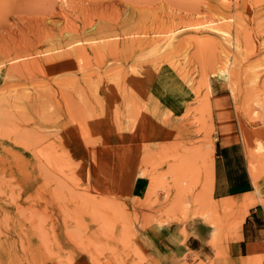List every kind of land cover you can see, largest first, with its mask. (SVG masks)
Listing matches in <instances>:
<instances>
[{
    "label": "rangeland",
    "instance_id": "obj_1",
    "mask_svg": "<svg viewBox=\"0 0 264 264\" xmlns=\"http://www.w3.org/2000/svg\"><path fill=\"white\" fill-rule=\"evenodd\" d=\"M222 6L231 7V10ZM263 12L264 0H0V85L3 86L9 81L8 72L1 68L6 65L4 61L11 56L35 53L36 45L46 41L45 37L53 28H77L82 38L121 35L120 40L126 41L134 38L150 40L153 36L142 35L182 29L176 39L169 43L175 44L176 50L170 46V51L167 44L163 50H155L147 48L142 42L136 46L124 43L122 49L103 61L92 59L91 66L104 63L110 67L112 64L122 70L112 68L113 77L119 76L115 78L117 80L111 79V73H107L111 80L107 75L106 80L90 79L96 85L97 80L102 83H99L97 93L95 88L92 91L95 87L92 81L86 80L91 83L88 89L86 81L65 73L68 70L63 66L43 70L35 68L31 71L33 74L30 72L32 80L27 77L29 72H26L29 81L21 76L14 79L26 85L32 81V88L35 84L43 85L29 93L40 92L45 107L52 106V101L57 103L60 100L64 106L68 103L69 112L75 111L79 107L77 105L89 110L85 105L94 100V92V95L100 96L95 97L96 102L99 104L101 99L99 105L104 106L100 110L101 119L112 122L120 120L137 127L135 131L131 130L133 132L129 130L131 133L114 130L101 135L68 125L70 132L64 133L62 129L55 128L62 119L59 114L55 121H48V116L55 114L53 107H47L46 113L42 109L37 112L30 105H23L25 102L20 100V95L25 92L22 93V88L15 93L10 89L7 95L18 94L20 98H10V102L6 103L0 101V121L5 118L3 123L7 119L8 125L0 124V138H9L10 143L8 150L0 149V180L5 178L4 183L0 181V190L4 193L0 194V264H159L147 246L151 236L155 235L151 231L170 227L184 230L193 221L203 222L210 227V247L218 257H224L227 244L238 239L237 234L248 210L256 206H259V210L264 208ZM217 25H224L222 31L225 34L221 32L217 35L211 29ZM90 27L99 28L100 31L86 33L85 30L88 31ZM243 33L245 37H242ZM237 40L241 44L240 53L235 52ZM234 59L237 60L235 65ZM225 63H232L235 67H231L232 75H237L235 78L239 79L238 82L233 80L228 89L226 86L222 88L225 80L217 76L218 68L225 67ZM124 69L129 77L124 76ZM64 73L68 74L67 78L71 79L69 74L73 78V82L65 88L63 85L66 84H61L67 80L65 76L61 77ZM59 76L63 79H59ZM120 76L126 79L123 81ZM163 76L174 83L173 88L176 83L179 87H186L190 98H193L191 103L184 99V90L174 91L170 95L163 86L159 89L158 97L154 96V83ZM130 77L139 81L135 83ZM54 79L60 81L59 85L62 86L57 87ZM47 82L50 83L48 87L44 84ZM123 82H127L124 84H127L126 88L121 86ZM128 84L132 87H128ZM78 88L86 92L85 97L81 91H77ZM122 90L125 96L121 94ZM54 91L58 92V100L50 98ZM128 91L134 96H130ZM212 91L215 95L211 97V107L205 109ZM47 94H50L49 97ZM121 96L123 100H120ZM129 96L135 100L132 101L135 104L130 103ZM163 96L171 97L181 105L179 113L163 103L166 102ZM217 97L226 99L232 105L230 109L234 116L231 126L237 133L250 172L248 142L255 154L254 160H257L253 161L258 186H253L252 197L243 202V211L223 209L219 204L227 200L217 201L212 193L214 145L216 158L221 141L214 115L213 102L219 99ZM47 98L50 100L47 101ZM82 98L89 99L87 102L83 100L85 105ZM107 98L112 100L111 106L104 105ZM127 98L131 107L127 105L125 108ZM136 103L138 107H135ZM132 106L136 108L134 114L128 109L130 107L134 111ZM186 107L191 111L185 110ZM113 111H116L115 114L122 112L123 115H115ZM43 128L46 130L42 131ZM57 131L60 132L56 134ZM32 132H35V136H31V139ZM22 133L28 137L24 135V139ZM82 137L87 143L83 142ZM217 137L219 140H215ZM41 138L43 144L50 141L48 147L38 143ZM89 141L90 146L94 142L95 147H88L86 144ZM58 143L62 145H58L59 148ZM7 181L9 189L6 188ZM229 200L237 204L233 199ZM255 247L249 250L248 263L264 264L261 248Z\"/></svg>",
    "mask_w": 264,
    "mask_h": 264
},
{
    "label": "bare ground",
    "instance_id": "obj_2",
    "mask_svg": "<svg viewBox=\"0 0 264 264\" xmlns=\"http://www.w3.org/2000/svg\"><path fill=\"white\" fill-rule=\"evenodd\" d=\"M259 2V1H258ZM236 3H238V2H236ZM49 4V3H48ZM53 4V3H52ZM214 5V4H213ZM224 5H227V4H224ZM228 6H229V4H228ZM223 8H225V9H229V10H231V7H224V6H222ZM215 8V7H214ZM211 9V8H210ZM209 9V10H210ZM218 9V8H217ZM257 9V8H256ZM216 10V9H215ZM252 10V9H251ZM261 10V9H260ZM258 11V10H257ZM261 11H263V10H261ZM214 12V11H213ZM236 12H238V11H236ZM240 13V12H239ZM264 13V12H263ZM207 14V13H206ZM238 14V13H237ZM258 14V13H257ZM260 14V13H259ZM234 15H236L235 13H234ZM255 15V14H254ZM242 16V15H241ZM241 16H239V18L241 17ZM260 16V15H259ZM234 17V16H233ZM236 17H238V15L236 16ZM262 21V20H261ZM259 22H260V20H259ZM228 24V23H227ZM214 25H216V24H214ZM239 25V24H238ZM218 26V25H217ZM215 26L216 28H211L215 33H217V35L218 34H220L221 32L223 33L224 32V34H225V31H222V27L224 26ZM230 26V25H229ZM197 27V26H196ZM213 27V26H212ZM248 27V26H247ZM224 28V27H223ZM226 28V27H225ZM198 30V29H197ZM77 31H79V29H74V28H71L70 26L68 27V26H64L63 28H53V29H51V30H49V35L48 36H46L45 37V40L46 41H42V42H39L38 43V45H36V51H35V53H29V54H27V55H24V56H14V57H10V59H8V60H6V61H4V63L6 64V65H2L1 66V68H2V70L3 71H6V72H8V74L6 73V75H8L7 76V78L5 77L6 75H5V73H4V77L7 79V80H9L8 81V84L6 83V86L4 85H0V101L2 100V102L1 103H3V102H10V98H14V97H17V95L16 96H13L12 94L9 96V94L7 95V92L10 90V89H12L13 90V92L15 93V91H17L18 92V90L17 89H20V88H22V93H24V94H19L20 95V97L22 98V99H20L22 102H25V104H23L24 106H29L30 105V107H32V108H34L35 109V111H37V112H39L38 110H43V112H45V110H47L46 112H48V109H46L47 107H45V103H43L42 101H41V98H40V92L38 93V91L37 92H32V93H29V91L30 90H36L38 87H41V86H43V85H38V84H35L36 82H34L33 84H35V86H34V88H32L33 87V85H31L32 83V81H30V83L29 84H27L28 86H31L30 88L26 85V83L25 84H21V82H16L15 80H17V79H20L21 77H24L25 79L27 78V77H29L30 78V76H32L31 74H33L31 71H33L35 68H37V69H41V70H43V68H47V69H53V68H55V67H65L67 70H68V72H66L65 71V73H71L72 75H73V77H80V80L81 79H83L84 81H86V80H89L90 81V79H98V78H106V75H107V78H109L108 77V74L107 73H113V71L114 70H112V68H114L115 69V67L116 66H114V65H110V67H111V69H110V67H109V65H108V67H107V64L106 65H104V63H98V66L97 67H94V66H91V64L90 63H92V62H90V61H92V59H95V60H97V61H103V59H105L106 57H108V56H111V55H114V54H116V52L117 51H119L120 49H122L121 47H122V44H124V43H132L133 45H137V44H140L141 42L142 43H145V46L147 47V48H153V49H155V50H160V49H162L163 50V46L164 45H168L169 47L171 46L172 47V49L173 50H176V46H175V44H169L171 41H173L174 39H176V37L179 35V33L180 32H182V29H170V30H167V31H163V32H157V33H155V34H143L142 36H153V38L152 39H150V40H141V39H132L131 41H126V40H120V38L122 37L121 35H114V36H108V35H106V36H103V37H94V38H82V36H80V32H77ZM100 31V29L99 28H95V27H90L89 29H88V31L87 30H85V32L87 33H92V32H99ZM242 32H243V30H242ZM238 33H239V30H238ZM245 33V32H244ZM244 33H243V36L242 37H245V35H244ZM261 35H262V33H260ZM134 35V34H133ZM216 35V36H217ZM227 35V34H226ZM132 36V35H131ZM135 36V35H134ZM222 36V35H221ZM221 36H220V38H221ZM224 37V36H223ZM222 37V38H223ZM55 38H57V39H55ZM217 38V37H216ZM225 38V37H224ZM226 40V39H225ZM177 41V40H176ZM236 41V40H235ZM247 41V40H246ZM245 41V42H246ZM230 42V41H229ZM228 42V44L230 45V43ZM264 42V41H263ZM262 42V43H263ZM223 43V42H222ZM44 44H46V46H43ZM232 45V44H231ZM134 46V47H135ZM235 52L236 53H240L241 52V44H240V41L239 40H237V42L235 43ZM253 46H255V45H253ZM134 47H132V48H134ZM171 47H170V51H171ZM224 47V46H223ZM227 47V46H226ZM131 48V49H132ZM244 48V47H243ZM136 49V48H135ZM138 49V48H137ZM255 49V48H254ZM263 49V48H262ZM251 50V49H250ZM168 51V50H167ZM169 51V52H170ZM253 51V50H252ZM169 52H168V54H169ZM249 53H251V51L249 52ZM245 54V53H244ZM253 54V53H252ZM165 55V54H164ZM41 56H44L43 58H40ZM170 56V55H169ZM236 56V55H235ZM234 56V57H235ZM240 55H238L237 57H239ZM247 56V55H246ZM36 57H39L38 59H36V60H33L32 58H36ZM249 57V56H248ZM32 59V60H28V59ZM225 58H227V57H225ZM166 59V58H165ZM238 59V58H237ZM94 60V61H95ZM232 60V59H231ZM234 60H236V59H234ZM240 60V59H239ZM82 62V63H81ZM235 62H236V64H237V60L236 61H234V63H233V65H235ZM240 62V61H239ZM248 62V61H247ZM3 63V64H4ZM7 63H11V65H8L7 66ZM82 64V65H81ZM248 64H250L249 62H248ZM233 65H232V63L231 64H228V63H225V67H220V68H218V70H217V76L219 77V78H223L222 80L225 82L224 84H223V86H222V88L223 89H225V88H227L228 89V85L231 87L232 86V82H233V80H235V81H239V79H237L236 80V78H235V76H237V75H232V71H231V67H232V69H234L233 68ZM240 65V64H239ZM113 66V67H112ZM94 67V68H93ZM237 67H238V65H237ZM236 67V68H237ZM117 68V67H116ZM20 69H22L23 71L21 72L20 71ZM111 71H110V70ZM118 70H119V67L117 68ZM117 69H115V71L117 70ZM46 70V69H45ZM125 70V69H124ZM124 70H123V73L122 74H124ZM183 70V69H182ZM35 71H37V70H35ZM110 71V72H109ZM119 71H121L122 72V70L120 69ZM238 71H239V69H238ZM19 72H21L22 74H25L26 72H29V75L27 76V73H26V75H24V76H22L21 75V73H19ZM30 72H31V74H30ZM237 72V71H236ZM236 72H235V74H236ZM39 73V72H38ZM63 73V72H62ZM64 73V75H60L61 77H64V78H66L67 80L66 81H64L63 80V83H61L60 81V83L63 85V84H66V85H63V87L64 86H67V84H71L72 82H73V78H72V76L69 74V77H71V79H69V78H67V75ZM111 73V74H112ZM128 73V72H127ZM239 73V72H238ZM9 74H10V76H9ZM111 74H109V76L111 77V79H114V80H117L118 78L117 77H119V76H117V77H113V74L111 75ZM134 74V73H133ZM75 75V76H74ZM132 75V74H131ZM21 76V77H20ZM27 76V77H26ZM59 76V79L61 78ZM123 76V75H122ZM122 76H120V78L122 77ZM125 77L126 76H128L127 74H126V70H125V75H124ZM125 77H122L121 78V80H123L124 81V78ZM129 77V76H128ZM217 77V78H218ZM15 78H17V79H15ZM115 78H117V79H115ZM238 78V77H237ZM5 79V80H6ZM15 79V80H14ZM58 79V80H59ZM61 79H63V78H61ZM75 79V78H74ZM94 79V80H95ZM110 79V78H109ZM110 79V80H111ZM126 79V78H125ZM129 79V78H128ZM6 80V81H7ZM26 80H28V79H26ZM30 80H32L31 78H30ZM36 80V79H35ZM34 80V81H35ZM56 79H54V84H57L56 86L57 87H59L60 85H59V82L58 81H55ZM76 80V79H75ZM78 78H77V83H79L78 82ZM79 80V81H80ZM91 80V81H92ZM106 80V79H105ZM120 80V79H119ZM130 80L131 81H134L135 83H137L139 80H135V77H130ZM5 81V82H6ZM11 81V82H10ZM29 81V80H28ZM90 81V82H91ZM126 81V80H125ZM207 81V80H206ZM237 81V82H238ZM14 82H16V83H14ZM51 82H53V81H51ZM56 82H58V83H56ZM66 82H68V83H66ZM70 82V83H69ZM75 82L76 81H74V84L73 85H75ZM88 82V81H86V83H88V89H89V85L92 83L93 85L95 84V82ZM96 82H98V84L96 85L95 84V87H93V89H92V91L94 90V88L96 89L95 91V93H97V91H98V89H99V83H100V85L102 84L99 80H97ZM121 82V81H120ZM23 83V82H22ZM48 83V82H47ZM44 83L47 87L49 86V84L50 83ZM90 83V84H89ZM125 83H127V82H125ZM124 82L122 83V87H125L126 85H124L125 84ZM42 84V83H41ZM52 85V84H51ZM61 85V86H62ZM79 85V84H78ZM124 85V86H123ZM46 86H45V88H46ZM55 86V85H54ZM72 86V85H71ZM226 86V87H225ZM53 87V86H52ZM62 87V88H63ZM70 87V86H69ZM74 87V86H73ZM82 87V86H81ZM98 87V88H97ZM128 87H132V86H130L129 84H128ZM210 87V86H209ZM225 87V88H224ZM256 87V86H255ZM254 87V88H255ZM65 88V87H64ZM74 88H76V86L74 87ZM91 88V87H90ZM117 88H118V86H117ZM126 88V87H125ZM125 88H123V90H125L126 91V89ZM213 88V87H212ZM236 88V87H235ZM48 89V88H47ZM119 90H118V92L120 91V88H118ZM257 89V88H256ZM42 90V89H41ZM45 90V89H44ZM55 90V89H54ZM62 90V89H61ZM60 90V91H61ZM67 90V89H66ZM81 91L79 88L77 89V91ZM83 90V89H82ZM91 90V89H90ZM104 90V89H103ZM122 90V95L123 96H125L124 94H125V92ZM129 90V89H128ZM210 90H211V88H210ZM250 90V89H249ZM59 91V92H60ZM68 91V90H67ZM74 91V90H73ZM92 91H90V93H92ZM131 91V90H130ZM130 91H128L129 92V95L130 96H134V94L133 95H131V93H130ZM196 91H198V90H196ZM10 92V91H9ZM8 92V93H9ZM21 92V91H20ZM26 92H28V93H26ZM42 92H43V90H42ZM55 93L54 94H52L51 95V97L50 98H54V99H56V100H58V98L56 97V96H58V92L57 91H54ZM63 92H64V90H63ZM100 92V91H99ZM117 92V91H116ZM117 92V93H118ZM213 93H209V95H210V97H209V99H208V97H207V101L206 102H208L209 103V105H208V107L207 108H205V109H209V107H211V97H213L214 95H215V92H216V90H215V92L214 91H212ZM12 93V92H11ZM50 93H52L51 92V89H50ZM62 93V92H61ZM60 93V94H61ZM65 93V92H64ZM80 93V92H79ZM78 93V94H79ZM85 93V94H84ZM124 93V94H123ZM255 93H256V90H255ZM43 94H45V92L43 93ZM75 94H76V91H75ZM81 94L82 95H84V97H85V95H86V92L84 91H81ZM127 94V93H126ZM212 94V95H211ZM48 95H50V94H47V96ZM62 95H64L63 93H62ZM62 95H60L61 97H62ZM65 95H67L68 96V94H65ZM82 95H80V96H82ZM92 95V94H91ZM98 95V94H97ZM101 95V94H100ZM198 95V94H197ZM43 96V95H42ZM46 96V97H47ZM59 96V97H60ZM67 96H64V97H67ZM78 96V95H77ZM92 96H94L93 98H94V100H92L91 102L90 101H88L89 99V96H88V98H82V102L84 103V105H85V102L84 101H86L87 99V103H86V105L85 106H88V108H89V110H86V108H82L80 105H77V106H79L78 108L76 107V110L74 111H71V112H69L70 111V109H69V111L67 110L68 108H67V106H69V104L68 103H65L67 106H64V105H62L61 103H60V100L59 101H57V103H53V101H52V106H50L49 105V107H53L54 108V112H55V114H53V116L51 117V115H50V117L48 116V121L49 120H51V122L54 120H56L57 118H56V116L58 115V116H61L62 117V119H61V122H59L58 123V125H56L55 126V128L56 129H58V130H61L62 129V131L65 133H68V132H70V129L68 128V125H70V127H73L74 129H76V128H80L82 131H86V132H88V133H96V134H105V133H107V132H111V131H114V130H117L116 132H124V131H131V130H133L134 129V131H135V127H137V126H134V125H131L130 123L129 124H127V123H124V122H121L120 120H115L114 122H116V123H114V122H112V121H109V120H106V119H101V112H100V110L102 111V107H104V106H101V105H99V104H101L100 103V100L101 99H99V104H98V102H96V100H95V97L96 98H99L98 96H96V95H94V92H93V95ZM130 96L128 97L129 99H130V103L132 104V103H134L135 102V100H131V98H130ZM19 96L17 97V99L18 98H20ZM44 97H45V95H44ZM49 97V96H48ZM63 97V98H64ZM91 97V96H90ZM102 97V96H101ZM203 97V96H202ZM206 97V96H205ZM205 97L204 98H202V99H205ZM68 98V97H67ZM66 98V99H67ZM80 99H81V97H79ZM123 97L121 96L120 97V100L122 99ZM125 98V97H124ZM128 98H127V100H128ZM15 99V98H14ZM16 99V100H17ZM103 99V98H102ZM250 99V98H249ZM261 99V98H260ZM12 100V99H11ZM50 100V99H49ZM48 100V98H47V101H49ZM84 100V101H83ZM123 100V99H122ZM126 100V99H125ZM126 100V101H127ZM252 100V99H251ZM257 100H259L258 98H257ZM46 101V102H47ZM55 101V100H54ZM103 101H104V99H103ZM132 101H134V102H132ZM205 101V100H204ZM262 101V100H261ZM12 102H13V100H12ZM65 102V101H64ZM81 102V103H82ZM114 102V101H113ZM128 103H125L126 104V106H125V108L127 107V105L129 104V100L127 101ZM245 102H246V100H245ZM255 102V101H254ZM82 103V104H83ZM103 103H106V104H104L105 106H111V103H112V100L110 99V98H107L106 99V101L105 102H103ZM203 103V102H202ZM201 103V104H202ZM257 103V102H256ZM78 104H80V103H78ZM90 104H91V106H90ZM108 104V105H107ZM118 104H120V103H118ZM131 104L130 105H128V106H130L131 107ZM135 104V103H134ZM133 104V105H134ZM137 104V103H136ZM182 104V103H181ZM249 104V103H248ZM251 104V103H250ZM258 104V103H257ZM16 105V104H15ZM117 105V104H116ZM115 105V106H116ZM124 105V104H123ZM205 105V104H204ZM23 106V107H24ZM84 106V107H85ZM90 106V107H89ZM115 106H113V107H115ZM135 106V105H134ZM259 106V105H258ZM0 107H2L1 105H0ZM48 107V108H49ZM75 107L73 108V109H75ZM117 107V106H116ZM130 107L128 108L129 109V112H133V114H134V112H136V108H134L133 106V110L134 111H132L131 109H130ZM135 107H138V104L135 106ZM197 106H195V108H196ZM206 107V106H205ZM262 107V106H261ZM187 108V107H186ZM185 108V110H190L189 108H187L186 109ZM249 108H250V105H249ZM264 108V107H263ZM120 109V108H119ZM252 109V108H251ZM57 112H56V111ZM104 111L103 112H105V109H103ZM114 110H116V109H114ZM120 110H122V109H120ZM166 110V109H165ZM88 111V112H87ZM93 113H92V112ZM140 111V110H139ZM191 111V110H190ZM190 111H188V112H190ZM259 111V110H258ZM30 112V111H29ZM45 112V113H46ZM51 112V111H50ZM50 112L49 113H47V115H49L50 114ZM114 112H116V111H113V113ZM117 112H119V110L117 111ZM125 112H127V111H125ZM211 112V111H210ZM89 113H91V114H89ZM184 113V112H183ZM185 113H186V111H185ZM249 113V112H248ZM94 114H95V118H93L94 117ZM104 114H106V112L104 113ZM115 114V113H114ZM113 114V115H114ZM116 114H118V113H116ZM115 114V115H116ZM120 114V113H119ZM119 114H118V116H119ZM121 114H122V112H121ZM120 114V116H122ZM189 114V113H188ZM3 115V114H2ZM25 115V114H24ZM130 115V114H129ZM185 115H187V113L185 114ZM210 115V114H209ZM45 116H46V114H45ZM45 116L43 115V117L45 118ZM128 116V115H127ZM47 117V116H46ZM55 117V118H54ZM104 117V116H103ZM114 117V116H113ZM132 117V116H131ZM181 117L183 118V115H181ZM118 119L120 118V117H117ZM3 119H5V118H3ZM3 119H1L2 121H0V124H3L4 126H5V124L7 123L6 121H7V119H6V121H4L5 122V124L3 123ZM31 119V118H30ZM43 119V118H42ZM44 120V119H43ZM113 120H114V118H113ZM46 122H48L47 120H45ZM44 122V121H43ZM46 122H44V123H46ZM117 122H120V123H118L117 124ZM12 122H10V124H11ZM35 123V122H34ZM55 122H53V124H54ZM56 123H57V121H56ZM50 124V123H49ZM7 125V124H6ZM35 125V124H34ZM8 126V125H7ZM36 126V125H35ZM34 126V127H35ZM44 127V126H43ZM0 128H1V125H0ZM4 128V127H3ZM15 128V127H14ZM18 128H19V126H18ZM33 128V127H32ZM38 128H40V127H38ZM37 128V131L38 132H40L39 131V129ZM6 129H8V128H6ZM31 129V128H30ZM30 129H29V131H30ZM2 130V129H1ZM22 130H24V129H22ZM25 130H28V128H26ZM25 130L23 131L24 133H25ZM43 130H46V129H42V131ZM11 131V130H10ZM18 130H16V132H17ZM33 131H36V130H33ZM129 131V132H130ZM22 132V131H21ZM45 132V131H44ZM52 132V131H51ZM58 132H60V131H57L56 132V134L58 133ZM131 132H133V131H131ZM130 132V133H131ZM26 133H28V132H26ZM35 133V132H34ZM33 132H32V135H30V138H31V136H35V135H33L34 134ZM37 133V132H36ZM47 133V132H46ZM3 134V133H2ZM19 134H20V132H19ZM19 134H16L15 136H17V135H19ZM48 134V133H47ZM55 134V133H54ZM4 135H6V134H4ZM25 136H26V134H24ZM24 135H23V133H22V136L24 137ZM46 135V134H45ZM49 135V134H48ZM53 135V134H52ZM101 135H100V137H101ZM37 136V135H36ZM47 136V135H46ZM51 136V135H50ZM104 136V135H103ZM5 137V136H4ZM3 137V138H4ZM21 137V136H20ZM26 137H28V135L26 136ZM26 137H24V139L26 138ZM40 137V136H39ZM42 137H43V134H42ZM45 137V136H44ZM88 137H90L91 138V136H88ZM88 137H86L87 139L86 140H88ZM94 137H96V136H94ZM58 138H60L59 136H58ZM98 138H99V136H98ZM207 138V137H206ZM7 139H9V138H7ZM7 139H2V138H0V149H3V150H8V148L10 147L9 145H10V143H9V140H7ZM23 139V138H22ZM21 139V140H22ZM32 139V138H31ZM57 139V138H56ZM61 139V138H60ZM82 139H83V137H82ZM16 140H17V138H16ZM20 140V139H19ZM44 140H46V139H44ZM44 140H43V142H44ZM81 140V139H80ZM42 141V138H41V140H39L38 141V143H40ZM60 141H62V140H60ZM82 141V140H81ZM85 141V139H83V142ZM92 141V140H91ZM13 142H14V140H13ZM17 142V141H16ZM20 142V141H19ZM25 142V141H24ZM28 142V141H27ZM27 142H25V143H27ZM35 143H37L36 141H34ZM49 142L50 141H47L46 143H42L44 146H46V147H48V144H49ZM86 143H87V141H85ZM84 142V143H85ZM18 143V142H17ZM48 143V144H47ZM51 143H52V141H51ZM51 143H50V145H51ZM61 143H64L63 141L61 142ZM74 143V142H73ZM90 141L88 142V144H86L87 146L89 145L90 146ZM32 144H33V142H32ZM41 144V145H42ZM91 146L93 147H95V145H93L94 144V142L92 143L91 142ZM28 145V144H27ZM34 145V144H33ZM36 145V144H35ZM42 145V146H43ZM53 145V144H52ZM51 145V146H52ZM57 145V147H58V145H60V147L62 146L61 144H56ZM97 145V144H96ZM248 145H249V142H248ZM247 145V157H248V160H249V163H250V169H251V178H253L252 180H253V183H255L254 185H256V186H258V182H257V180H255V174L257 173L256 172V167H254V161H257V160H254V152L252 153V151L250 150V148H249V146ZM251 145V144H250ZM28 146H30V144L28 145ZM43 146V147H44ZM88 146V147H89ZM90 146V147H91ZM24 147L26 148L27 146H25V144H24ZM41 147V146H40ZM50 147V146H49ZM53 147H54V145H53ZM86 147V146H85ZM38 148V147H37ZM59 148V147H58ZM87 148V147H86ZM63 149H64V147H63ZM194 149V148H193ZM201 149V148H200ZM37 150V149H36ZM33 153V152H32ZM197 153V152H196ZM195 153V154H196ZM258 154V153H257ZM257 156V155H256ZM38 160V159H37ZM254 160V161H253ZM92 161V160H91ZM94 163V162H93ZM256 163V162H255ZM0 177H2V176H0ZM2 179V178H1ZM7 179V178H6ZM5 178L4 179H2V180H0L2 183H4L5 181ZM10 181V180H9ZM0 182V183H1ZM8 182V181H7ZM9 184V182L6 184L7 186H6V188H8V185ZM5 188V189H6ZM9 189V188H8ZM259 189V188H258ZM58 190V189H57ZM61 190V189H60ZM1 192H0V194H4L3 193V191L2 190H0ZM168 191V190H167ZM181 191V190H180ZM185 191V190H184ZM207 191V190H206ZM77 192V191H76ZM11 194H12V192H10ZM9 193V194H10ZM53 193V192H52ZM139 193V192H138ZM184 193V192H183ZM152 195V194H151ZM12 197H13V194L11 195ZM10 196V198H12ZM83 196V195H82ZM179 197V196H178ZM14 199V198H13ZM13 199H11V200H13ZM180 200V199H179ZM226 204L227 203H225V206H226ZM262 204H263V202H262ZM178 205V204H177ZM230 206H232V205H230ZM231 209V208H230ZM21 213V212H20ZM200 213V212H199ZM21 216V215H20ZM33 216H34V214H33ZM32 216V217H33ZM7 217V216H6ZM35 217V216H34ZM213 218V217H212ZM213 220V219H212ZM28 221V220H27ZM39 221V220H38ZM6 222V221H5ZM37 223H39V222H37ZM213 223H215V222H213ZM33 226V225H32ZM214 227V226H213ZM41 228V227H40ZM19 240H20V238H19ZM50 244V243H49ZM21 245H23L22 243H21ZM46 246V245H45Z\"/></svg>",
    "mask_w": 264,
    "mask_h": 264
},
{
    "label": "crops",
    "instance_id": "obj_3",
    "mask_svg": "<svg viewBox=\"0 0 264 264\" xmlns=\"http://www.w3.org/2000/svg\"><path fill=\"white\" fill-rule=\"evenodd\" d=\"M154 84L152 88L154 93L152 94L156 97L159 95V89L163 86L170 95L174 94V91L184 90L186 92L184 99L189 103L193 99L190 98L186 87H179L176 83L173 88L174 83L169 81L168 77L163 76ZM217 98L219 99H214L213 102L214 115L218 123V135L221 141L219 142L220 151L216 158V145H214L212 193L217 201L227 200L219 204L223 206V209L231 208L243 211V202L252 197V188L255 185L237 133L231 126L234 116L230 109L232 105L228 104L226 99ZM163 99L166 100L163 103L169 109L174 108V112L179 113L181 105L175 103L171 97ZM215 140H219V138L217 137ZM229 199H233L237 204ZM225 203H227L226 206ZM258 207L248 210L237 234L238 239L227 244L224 257H218L216 251L210 247L209 239L212 230L200 221L189 222L184 230L181 227H170L151 231L155 235L151 236L149 244H147L150 254L159 264H251L247 261L249 250L257 248L255 246L261 248V254L264 257V208L261 206L262 210H259Z\"/></svg>",
    "mask_w": 264,
    "mask_h": 264
}]
</instances>
